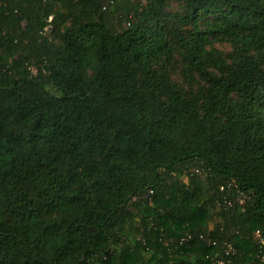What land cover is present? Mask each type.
I'll use <instances>...</instances> for the list:
<instances>
[{
  "label": "trees",
  "instance_id": "1",
  "mask_svg": "<svg viewBox=\"0 0 264 264\" xmlns=\"http://www.w3.org/2000/svg\"><path fill=\"white\" fill-rule=\"evenodd\" d=\"M258 234L264 0H0V264H264Z\"/></svg>",
  "mask_w": 264,
  "mask_h": 264
},
{
  "label": "rangeland",
  "instance_id": "2",
  "mask_svg": "<svg viewBox=\"0 0 264 264\" xmlns=\"http://www.w3.org/2000/svg\"><path fill=\"white\" fill-rule=\"evenodd\" d=\"M125 1V0H124ZM130 4H133L135 2H137V0H128ZM180 6L178 5H172L168 8V12H172V11H179ZM216 47L228 52L230 50V45L228 43H216ZM33 70L35 71V69L33 68ZM174 79L176 80V82H178L179 84L182 85L183 88L188 87V84L185 82V80L183 79L182 76L178 75L177 73L173 75ZM185 179V178H184ZM186 180V179H185Z\"/></svg>",
  "mask_w": 264,
  "mask_h": 264
},
{
  "label": "built area",
  "instance_id": "3",
  "mask_svg": "<svg viewBox=\"0 0 264 264\" xmlns=\"http://www.w3.org/2000/svg\"><path fill=\"white\" fill-rule=\"evenodd\" d=\"M221 190L224 192V201H225V204H227L228 206H231L233 207L236 203V200H232L231 199V192H232V183H228L227 185H223L221 187ZM240 203H243V199H240L239 200ZM258 237H260V240L263 242V237H261L260 234H258ZM228 252H231V253H235V250L233 249V247L231 245L228 246Z\"/></svg>",
  "mask_w": 264,
  "mask_h": 264
}]
</instances>
